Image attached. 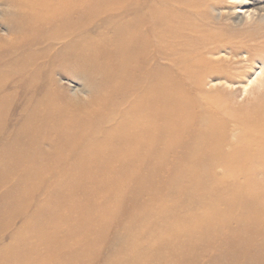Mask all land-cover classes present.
Listing matches in <instances>:
<instances>
[{
  "label": "bare ground",
  "instance_id": "6f19581e",
  "mask_svg": "<svg viewBox=\"0 0 264 264\" xmlns=\"http://www.w3.org/2000/svg\"><path fill=\"white\" fill-rule=\"evenodd\" d=\"M153 1L125 0L123 5L112 9L108 5L92 3V0H0V6L10 9L8 12L18 20V26H14L7 36H0V65L20 54L71 43L80 34L83 38L89 37L90 31H85L83 26H62L76 16L89 20L100 16L120 19V26L112 29L121 34L122 48L114 49L121 57V76L115 75L120 81L113 75L108 76L110 93L99 101V108L67 113L69 118L54 115L46 122L35 119L29 126L34 129L47 126L56 132L61 151L56 158L66 163L77 160L106 164L134 161L139 165L156 157L164 166L157 162L147 167L144 176L149 177L148 182L138 188L139 194H148L150 199L155 196L156 183L161 181L157 174L174 170L171 177L179 180L184 176V180H190L191 189L199 194L201 203L203 201L204 211L195 213L194 218L190 214L189 218L194 222L185 230L177 227L178 224L170 227L169 235L161 242L169 246L166 253L133 254V264L151 254L157 258V263L152 264H264V40L252 31L253 34L235 36L217 26L214 21L230 16L229 10L215 17L214 7L222 0ZM256 4L250 7L247 15L262 19L264 6ZM209 12L213 17L208 19ZM236 23L233 19V24ZM110 24L98 23L97 27L107 34ZM123 29L121 33L119 30ZM100 57L104 58V55ZM27 61L28 69H34L40 63L31 57ZM240 62L255 63L258 68L252 76L246 77V81L238 83L234 79ZM26 70L23 73H28ZM236 84L241 85L244 93L252 86L255 93L251 94V99L240 97L241 101H236L232 97ZM83 85L86 88L87 84ZM52 98V104L46 105L45 109L73 112L69 107L64 111L56 97ZM81 128L89 133H79ZM40 140L31 143L40 144ZM42 143L54 145L58 141L46 138ZM168 156L178 163L169 164L172 160ZM56 158L53 161H57ZM196 176H199L197 181ZM7 180L0 177V190ZM98 187L102 189L99 194L98 189L92 187L91 190L96 192L92 198L94 206L89 205L93 210L82 204L78 211L70 210L73 213L66 221L63 217L62 225H68L59 235L63 251L51 258L52 261L59 262L56 258L61 255L64 258L81 257L85 264L83 260H92L97 253L98 239L94 235H98L97 230L100 232L102 225L108 222L106 211L109 208L101 199L105 187ZM87 196L85 193L83 201H88ZM11 214L8 210L0 217V242L13 228L14 216ZM81 230L84 238L78 235ZM69 232L71 235L65 240V234ZM138 240L141 241L140 237ZM64 244H70L68 251ZM75 247L84 248L86 253L77 254ZM141 249L142 244H139L138 250ZM0 252L6 256L2 264H14L15 249L2 244ZM41 253L38 249V258L44 257ZM25 257L24 264L37 258Z\"/></svg>",
  "mask_w": 264,
  "mask_h": 264
},
{
  "label": "rangeland",
  "instance_id": "374dc122",
  "mask_svg": "<svg viewBox=\"0 0 264 264\" xmlns=\"http://www.w3.org/2000/svg\"><path fill=\"white\" fill-rule=\"evenodd\" d=\"M131 1L141 2V0ZM150 1L153 0H146V3ZM223 1L216 5V8L214 7V15L216 17L219 13H227L230 10L228 12L230 16H222L218 20L219 22L214 21L217 26L235 36L254 33L256 36L260 35L259 37L264 40V34H262L264 33V18H262L263 20L254 19L252 16L247 15L251 11L250 7L256 3L258 6H264V0ZM88 3L91 4L89 1ZM92 3H98L97 5L101 6L108 5L113 9L118 5H123L125 0H92ZM9 10L4 5L0 6V36L3 35V38L12 31L14 26H18V20L12 13L8 12ZM209 14L208 19L213 17L212 12H209ZM3 17L5 21H3ZM77 17L67 21V23H62V26L63 24L78 27L80 25L81 28L83 26L85 31H90L89 37L83 38L84 36L80 34L74 37L71 43L44 47L39 51L30 52L23 56L20 54L0 65V177L8 179L7 184L0 190V217L8 210L13 213L11 216H14L13 228H8L10 233L5 235L3 242H0V246L9 244L12 250L15 249L14 264H24L25 256L29 255L30 258L34 256H37V258L31 259L28 264H84L81 257L80 260L72 257L64 258L60 255L56 258L59 262L52 261L51 258L54 259L63 251L62 240L59 235L63 230L66 231L68 226L62 225L64 222L63 217L66 221L69 215L73 213L71 211L77 210L82 204L90 209L94 202L92 198L96 194V192L91 191L92 187L96 191L98 189L99 194V190H102L98 187L99 185L105 187L101 199H103L107 208L109 206L108 211H106L108 222L102 225L100 232L97 230L98 235H94L98 239V250H96L97 253H94L95 256L92 260H83L85 264H133L134 262L131 261L133 254L145 256L153 251L154 254L166 253L169 246L167 244L163 245L161 242L165 236L169 235L170 227L172 225L175 227L174 225L178 224L177 227L180 226L185 230L194 222L189 218L190 214L194 218L195 213L204 211V208H202L204 207L203 201L201 203L202 199L199 194L191 189L190 180H184V176H181L179 180L171 177L174 170L171 173L162 172L159 175L157 174L158 179L161 181L156 183L155 196L152 199L149 198L150 195L148 194L138 193L140 185L148 182L149 177L144 175L147 167L156 165L158 162L156 157L148 160L146 164L139 165L134 161L106 164L105 162H91L89 160H80L79 162L77 160L76 162L66 163L56 158L61 154L60 149H58L60 146L59 135L46 128L47 126L39 129L29 126L30 122L35 119L41 118L46 122L52 119L54 115L69 118L70 115L68 114H75L74 111L78 112L82 109L92 111V109L99 108V101L104 99L103 97L108 95L107 93H110L108 76H121L119 71L121 57L116 54L119 51L114 50L122 48L119 37L121 34L112 31L113 27L120 26L121 20H111L110 16H100V18H93V20ZM233 19H235L237 25L233 24ZM98 23L100 25L111 23L108 26L109 31L107 34L104 29L101 30L97 27ZM119 31L123 33L124 29ZM102 54L104 58L100 57ZM29 57L40 62L34 69L26 68ZM254 59L256 62L259 61L256 58ZM247 63L240 62L237 64V78L235 77L234 81L238 83L246 81L248 76H252L255 69L258 68L255 63H252V65ZM243 67L245 68L243 69ZM240 69H243L244 73ZM24 70L28 73H23ZM117 76L115 77L119 79ZM88 79H93L94 84ZM84 83L87 86L90 84L89 89L87 86V89L84 87ZM234 87L236 91L232 97L234 96L233 98L238 102L241 101L240 99H245V97L251 99V94L255 93L254 90H251L252 86L247 88L246 93L243 92L240 84H236ZM37 88L38 90H36ZM48 91L49 93H47ZM52 97H56V101L63 110L65 107H69L73 112L65 110V112H52L47 108L45 109L46 105L52 104L51 101L54 99ZM118 104H120V100ZM107 106L110 107V104ZM78 132H83V135L89 133L87 130L83 131L82 128ZM46 138L58 141V143L54 145L43 144L42 142ZM33 140H40V144L31 143ZM55 158L57 161H53ZM168 158L172 160L169 161V164L178 163L175 158L171 156H168ZM161 165L164 166V163ZM198 177L196 176V181L199 179ZM145 190H147V187ZM85 193H88V201H83ZM191 201L193 205L189 203ZM195 203L198 204L195 205ZM199 204L200 207H198ZM193 206L197 208L195 209ZM23 210L25 214H21ZM163 214H166V216ZM174 217H177V219ZM130 220L133 222L129 223ZM70 235V232L69 234L66 233L65 240ZM78 235L84 238V231L81 230ZM12 240L14 241L12 242ZM139 244H142L143 249L138 250ZM68 245L70 244L65 245L67 251L70 248ZM38 249L44 257L38 258ZM75 251L79 255L86 253L84 248H76ZM5 257L4 252H0V264L4 262ZM155 259L157 258L151 254L138 264L157 263ZM158 264L166 263L161 262Z\"/></svg>",
  "mask_w": 264,
  "mask_h": 264
}]
</instances>
